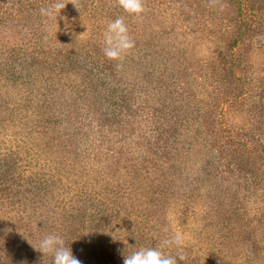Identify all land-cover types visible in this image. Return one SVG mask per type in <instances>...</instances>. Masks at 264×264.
Returning <instances> with one entry per match:
<instances>
[{
	"label": "rangeland",
	"instance_id": "1",
	"mask_svg": "<svg viewBox=\"0 0 264 264\" xmlns=\"http://www.w3.org/2000/svg\"><path fill=\"white\" fill-rule=\"evenodd\" d=\"M1 2L0 264H51L35 248L50 232L82 264H123L150 237L157 247L176 233L185 256L178 264H264V25L235 43L228 33L236 27L208 0H144L141 14L124 19L135 41L126 60L145 32L162 33L150 43L174 64L164 85L186 95L189 108L214 111L209 127L189 111L188 125L165 141L152 139L145 109L110 125L80 75L19 54L94 47L105 14H125L118 0ZM57 2L58 14H40ZM139 80L104 81L138 100L151 95ZM222 91L232 97L219 98Z\"/></svg>",
	"mask_w": 264,
	"mask_h": 264
},
{
	"label": "trees",
	"instance_id": "2",
	"mask_svg": "<svg viewBox=\"0 0 264 264\" xmlns=\"http://www.w3.org/2000/svg\"><path fill=\"white\" fill-rule=\"evenodd\" d=\"M208 1L216 2L217 10L224 14V18L227 15L226 18L228 22H232V26L236 27L235 36L228 33V36H230L235 43H237L238 40L241 41L245 39L246 36L253 35L254 32L258 30V27L264 25V22H261L264 21V0ZM4 7H7V5H4V2L0 0V11H2ZM117 16H122L126 21L134 20L132 14L130 15L126 12L125 14H115L112 12H110L109 15L105 14L107 22L115 19ZM141 37L142 39L139 40L140 42H136L137 46H142V48L132 53L128 60H126L127 58L124 56L123 61L119 62L109 60L103 55V40L94 45V47H92L93 43L87 44L84 42L76 46V48H30L33 52L22 50L19 51V54H21L22 58H32L31 64L62 68L69 72L74 71L76 74L80 75L83 81V90L86 92V95L91 98L92 104L94 105L93 109H95L94 111L98 112V109L105 111H99L98 113L102 112L104 115L102 119L110 123V125H125L127 122L133 121L132 117L138 113V110L143 112L145 109L146 115L150 116L148 124L153 126H149V128L153 129L154 135L152 139L154 140L164 139L166 141L167 138L172 137L176 133L177 128L183 121H187L188 125L187 118L189 117V111L191 112L192 120L195 119L196 121V118L199 116V120H202L204 125L208 127L211 126L212 122H210V118L214 113L213 110L207 108L201 112L197 107L189 108L186 95L178 90L169 88L172 87V83L164 85V73L169 68L173 69L174 64L171 61H166L167 59H163L164 57L162 56H164V53L162 51V46L159 45L158 42L152 41L150 43V39L153 38L158 41V38L162 37V33L155 35V33L145 32ZM219 54H221V56H219L220 60L222 59V63H225V54L223 51L220 50L218 55ZM227 55L229 54L227 53ZM117 63H119V67H117ZM220 63L221 61L219 64ZM128 65H134L135 68L130 66L129 69H126ZM206 65L209 67L212 63L208 61ZM226 68H229V66ZM122 74L140 76L139 81L141 85L139 88L145 90V92L147 90L152 96L162 95L160 96L161 98H153L151 95H148L147 98L141 96V99L139 96L138 100H136L131 93H127L128 90H125V92L122 91L121 95H115L113 88L107 85L108 82L104 80L109 81V79L112 80L116 78L117 75L122 76ZM148 78H152L150 79V82L153 83L151 84L152 86L147 85ZM227 96L232 97L230 93L227 94V92L222 91L219 98L227 100ZM104 104H106L105 109H103ZM134 107L136 110L133 109ZM131 118L132 120H129ZM231 132L232 131L228 132L230 137L233 135ZM242 136L243 133H239V137ZM148 141L150 142V140ZM236 141L240 142L242 140L238 138ZM152 234H154V232H152ZM149 242L151 244L149 243V245L145 247H155L153 244L157 243L152 237L149 238Z\"/></svg>",
	"mask_w": 264,
	"mask_h": 264
},
{
	"label": "clouds",
	"instance_id": "3",
	"mask_svg": "<svg viewBox=\"0 0 264 264\" xmlns=\"http://www.w3.org/2000/svg\"><path fill=\"white\" fill-rule=\"evenodd\" d=\"M119 6L124 12L139 15L145 10L144 0H118ZM63 7L62 3H55L52 7H41L39 9L42 16H51L53 9L59 13ZM103 55L109 60L122 61L124 56L134 47L135 41L129 33L128 26L122 16L109 20L102 32ZM117 63V67H119ZM175 245L177 252L175 255L166 254L162 248L165 245ZM183 237L180 233L174 234L171 239L165 240L162 245L157 247L141 246L128 255H124L123 264H178L183 261L185 256L182 252ZM42 256L50 254L51 264H82L77 259L69 246L65 245L62 235L50 232L39 240V246L35 247Z\"/></svg>",
	"mask_w": 264,
	"mask_h": 264
}]
</instances>
